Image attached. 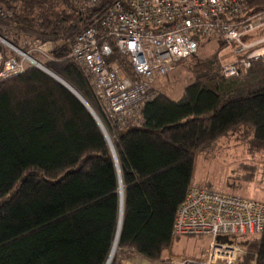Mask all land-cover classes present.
<instances>
[{
    "label": "trees",
    "instance_id": "obj_1",
    "mask_svg": "<svg viewBox=\"0 0 264 264\" xmlns=\"http://www.w3.org/2000/svg\"><path fill=\"white\" fill-rule=\"evenodd\" d=\"M0 3V35L17 46L51 41V58L36 59L75 87L112 135L124 186L118 248L124 256L169 260L196 155L213 151L229 133L264 149V60L226 77L216 57L196 58L181 98L158 92L156 79L140 124L120 126L71 57L90 11L69 0ZM247 3L250 14L264 11V0ZM119 188L104 132L68 88L34 65L0 79V264H106L120 218ZM235 240L245 248L238 264H264V230Z\"/></svg>",
    "mask_w": 264,
    "mask_h": 264
},
{
    "label": "built area",
    "instance_id": "obj_2",
    "mask_svg": "<svg viewBox=\"0 0 264 264\" xmlns=\"http://www.w3.org/2000/svg\"><path fill=\"white\" fill-rule=\"evenodd\" d=\"M69 1L90 11L71 57L88 75L112 122L120 126L140 124L142 105L153 96L151 84L194 55L200 36L233 48L235 59L221 67L226 77L248 69L253 60H264V35L249 38L264 27V11L248 13L247 0ZM3 11L0 3V14ZM8 41L0 35V79L33 65L31 50L51 58V41L24 39L21 46ZM263 230L264 201L192 185L178 208L174 234L210 235V243L199 259L177 257L159 264H238L245 248L235 237Z\"/></svg>",
    "mask_w": 264,
    "mask_h": 264
},
{
    "label": "rangeland",
    "instance_id": "obj_3",
    "mask_svg": "<svg viewBox=\"0 0 264 264\" xmlns=\"http://www.w3.org/2000/svg\"><path fill=\"white\" fill-rule=\"evenodd\" d=\"M25 50L30 49L26 48ZM35 54H38L37 56L42 62L46 61L47 58L38 50H31L30 55L35 57ZM213 56L218 60L220 67L223 63L235 59L233 48L227 47L225 41L214 38L205 39L194 56L178 61L172 71L157 79L156 90L174 99L181 98L185 86L194 79V74L190 68L194 60ZM108 135L112 141V135ZM243 137L239 133L226 134L218 140L213 151L197 154L192 184L227 194H239L248 199L264 201V149L252 148ZM210 240V235L200 234H184L175 237L167 252L168 258L199 259L205 254ZM133 255L135 254L124 256L117 247L114 256L120 257V264L161 263V261L150 263L147 259L141 258L140 255V257H130ZM127 256L131 259H128Z\"/></svg>",
    "mask_w": 264,
    "mask_h": 264
},
{
    "label": "water",
    "instance_id": "obj_4",
    "mask_svg": "<svg viewBox=\"0 0 264 264\" xmlns=\"http://www.w3.org/2000/svg\"><path fill=\"white\" fill-rule=\"evenodd\" d=\"M9 45L15 46L13 43H11L10 41L7 42ZM33 59V65L37 66L38 68L42 69L44 72L48 73L49 75H51L53 78H55L57 81H59L61 84H63L66 88H68L86 107L87 109L90 111V113L94 116V118L97 120V122L99 123L102 131L104 132L106 139L109 143L111 152L113 157L115 158L117 165H118V172H119V178H120V184L123 183L122 182V178H121V170L118 164V159H117V154H116V150L114 148V145L108 135V132L102 122V120L100 119L99 115L96 113V111L93 109V107L90 105V103L86 100V98L75 88L73 87L67 80H65L62 76H60L59 74H57L55 71H53L52 69H50L48 66H46L44 63L40 62L39 60L35 59L34 57H32ZM120 189V188H119ZM121 198V197H120ZM123 207H124V186H123ZM123 215H124V210H123ZM123 217L119 222H118V229L119 230V235L121 232V228H122V222H123ZM109 258V257H108ZM108 260V259H107ZM107 263V262H106Z\"/></svg>",
    "mask_w": 264,
    "mask_h": 264
},
{
    "label": "bare ground",
    "instance_id": "obj_5",
    "mask_svg": "<svg viewBox=\"0 0 264 264\" xmlns=\"http://www.w3.org/2000/svg\"><path fill=\"white\" fill-rule=\"evenodd\" d=\"M120 197H121V211H120V218L119 219L121 221L122 216H123V210H124V207H123V183L120 184ZM118 240H119V230H117L116 237H115V240H114V243H113V246H112V249H111V252H110V255H109V258H108L106 264H110L113 261L112 259L115 255L116 249L118 247Z\"/></svg>",
    "mask_w": 264,
    "mask_h": 264
},
{
    "label": "crops",
    "instance_id": "obj_6",
    "mask_svg": "<svg viewBox=\"0 0 264 264\" xmlns=\"http://www.w3.org/2000/svg\"><path fill=\"white\" fill-rule=\"evenodd\" d=\"M264 35V27L263 28H261V29H259V30H257V31H255L252 35H250V37L249 38H259V37H262ZM234 53V52H233ZM235 55V54H234ZM235 57H236V55H235ZM128 257V259H131L130 257H140L139 255H137V254H135V255H133V256H127ZM126 257V258H127ZM141 258H143V257H141ZM149 261V260H148ZM150 263H152L151 261H150Z\"/></svg>",
    "mask_w": 264,
    "mask_h": 264
}]
</instances>
